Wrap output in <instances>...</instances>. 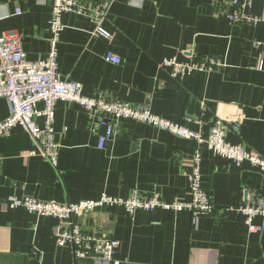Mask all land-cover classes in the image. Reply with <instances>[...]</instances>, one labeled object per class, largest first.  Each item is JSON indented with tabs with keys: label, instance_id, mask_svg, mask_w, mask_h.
Here are the masks:
<instances>
[{
	"label": "crops",
	"instance_id": "0c3cea01",
	"mask_svg": "<svg viewBox=\"0 0 264 264\" xmlns=\"http://www.w3.org/2000/svg\"><path fill=\"white\" fill-rule=\"evenodd\" d=\"M110 2L103 26L94 34L88 16L68 13L58 44L63 78L80 83L84 95L108 94L129 104H148L153 114L207 138L217 118H241L227 140L264 159V0H252L262 21L232 25L214 15L215 0H95ZM54 0H0V33L17 34L30 61L45 59L51 48L49 21ZM20 10L21 14L16 15ZM111 52L122 64L106 61ZM216 57L225 66L173 78L165 59L180 62ZM40 110L44 104H38ZM10 115L0 99V119ZM103 114H89L76 103L55 106L59 166L38 152L22 129L0 138V200L10 196L79 203L103 194L127 198L134 191L167 202L189 201V174L197 150L202 184L214 211L197 226L189 211H143L105 206L77 217L85 231L119 240L122 264H264V231L250 234L245 217L233 211L249 192L264 189V172L249 161L236 166L206 145L134 120L116 123L105 148ZM43 127L44 120L38 118ZM255 224L264 226V218ZM53 217L37 216L0 202V264H96L57 245Z\"/></svg>",
	"mask_w": 264,
	"mask_h": 264
},
{
	"label": "built area",
	"instance_id": "2783aa9c",
	"mask_svg": "<svg viewBox=\"0 0 264 264\" xmlns=\"http://www.w3.org/2000/svg\"><path fill=\"white\" fill-rule=\"evenodd\" d=\"M111 3L95 0H54L52 15L49 21L51 31V48L48 56L39 61H30L22 47L21 37L17 34L0 33V99H5L10 107L7 119H0V138L12 134L20 128L33 139L38 152L53 166H59L60 144L56 141L55 106L59 102L76 103L89 114H103L102 126L106 132L99 138V147L105 148L116 132V123L125 120L149 124L160 130L170 132L180 138L194 140L199 145H206L208 150L223 159L241 166L249 161L264 172V159L249 151L242 145L228 142L230 131H239L241 118L213 121L208 137L202 132L192 131L184 126L173 123L161 116L153 114L148 104H129L112 99L108 94L86 96L80 83L63 78L58 65V44L61 33L65 29L63 17L68 13H76L91 18L95 24L94 34L99 37L111 38V33L103 26ZM214 15L224 18L232 25L254 26L262 21V17L254 13L252 0H215ZM21 14L20 10L16 15ZM106 61L116 65L122 64V58L111 52ZM220 58L210 57L180 62L177 58L165 59L161 68H169L175 79L185 80L194 72H212L224 67ZM258 69L264 71V63L260 62ZM44 109L38 108L39 103ZM44 120L41 127L37 120ZM202 156L197 150L189 174V201L175 199L167 202L159 195H144L134 191L127 198L103 194L97 200L81 201L79 203H63L42 201L34 197L10 196L0 200L13 208H24L37 216L53 217L57 220L54 235L57 245L70 247L76 258H91L96 264H122L116 258L121 246L119 240L108 238L98 233L84 230L76 221L77 217L93 212L105 206H121L130 214L139 210L183 212L192 214L197 226L201 217L211 214L215 207L211 195L202 184ZM245 217V223L250 234H261L264 226L255 224L257 217L264 218V189L261 193L251 191L248 200L239 208L232 209Z\"/></svg>",
	"mask_w": 264,
	"mask_h": 264
},
{
	"label": "water",
	"instance_id": "95a60500",
	"mask_svg": "<svg viewBox=\"0 0 264 264\" xmlns=\"http://www.w3.org/2000/svg\"><path fill=\"white\" fill-rule=\"evenodd\" d=\"M105 131H106V128L104 127Z\"/></svg>",
	"mask_w": 264,
	"mask_h": 264
}]
</instances>
